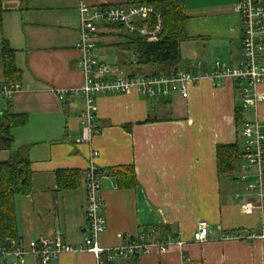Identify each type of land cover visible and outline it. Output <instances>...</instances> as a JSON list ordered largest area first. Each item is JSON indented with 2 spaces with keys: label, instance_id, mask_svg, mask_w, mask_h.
Masks as SVG:
<instances>
[{
  "label": "crops",
  "instance_id": "1",
  "mask_svg": "<svg viewBox=\"0 0 264 264\" xmlns=\"http://www.w3.org/2000/svg\"><path fill=\"white\" fill-rule=\"evenodd\" d=\"M237 0H187L189 41L180 46L178 67L195 76L210 71L217 60L234 65L241 60L240 25L233 13ZM120 5L126 0H1L0 87L3 76L2 48L13 51L20 89L9 98L0 94L3 112L26 115L28 124L11 129L10 150H0V163L11 153L27 148L31 192L14 198L19 242L59 237L77 246L87 236L84 215L83 170L89 149L101 175L102 247L125 243L118 235L133 237L156 228L184 242L166 253L119 257L113 264H264V246L254 241H222V231L244 233L258 228L256 198L246 194L236 176L219 175L215 150L218 145L241 146L243 139L234 114L241 109L244 121L264 124V80L256 85L263 98L257 108L242 109L245 87L231 79L216 85L206 78L189 86L183 100L178 95L147 99L137 91L96 98L99 133L90 145L80 142L83 101L80 96L59 102L55 89L80 87L83 77L76 68L79 51L78 6ZM126 31L110 27L100 33L97 61L111 68V75H134L133 56L118 45ZM184 52H183V49ZM183 56V57H182ZM131 57V58H128ZM201 61L199 70L190 64ZM264 62V54L263 60ZM143 74H149L144 69ZM13 84V83H12ZM11 85V84H10ZM132 168L135 186L121 188L111 169ZM79 172V186L59 191L56 172ZM236 175V174H235ZM252 205L244 211L243 205ZM200 222L208 224V240L192 241ZM90 253L63 254L49 264H91ZM2 260L0 259V264ZM24 264H39L26 257Z\"/></svg>",
  "mask_w": 264,
  "mask_h": 264
},
{
  "label": "built area",
  "instance_id": "2",
  "mask_svg": "<svg viewBox=\"0 0 264 264\" xmlns=\"http://www.w3.org/2000/svg\"><path fill=\"white\" fill-rule=\"evenodd\" d=\"M233 13L237 16L240 25V43L242 49L241 60L234 64H227L220 60L213 63L210 71L203 76H195L190 71L178 66L172 73L149 75L134 74L111 75V68L97 61L95 49L100 40V33L110 27H122L128 34L136 35L155 41L159 38L163 23L161 15L150 5H118L88 6L80 2L78 6V41L76 48L79 57L76 63L77 70L83 77L80 87L69 89H55L57 100L62 102L69 97L80 96L83 101V110L80 113L82 132L80 142L90 145L92 137L99 133L97 122V106L95 100L100 95H118L137 91L147 99L167 98L178 95L183 100L188 95V88L197 84L201 78H206L213 85L223 79H231L244 84L242 88V109L252 107L254 110L263 98L256 94V85L264 80V0H237L233 5ZM135 65V60L131 62ZM201 61L190 64V70H199ZM20 86L15 83L0 87V94L9 98L18 91ZM243 139L241 159L237 166L236 179L243 184L246 194L253 195L257 202V212L260 222L257 229L247 233L235 230L227 233L220 231L222 241H254L264 246V124L257 119L245 122L240 130ZM98 153L89 149L88 164L83 170L85 205L84 215L87 224V236L77 246L63 242L59 237L39 238L29 241L26 245L16 240H9L0 244L1 264H24L25 258L30 256L39 264H49L60 255L90 253L93 256L91 264H110L119 257H139L156 252L164 254L173 246L178 249L184 242L177 237L167 234L163 240L154 237L155 231L128 237L118 235L125 243L117 247H102L99 245V236L105 228V219L102 216L101 175L94 163ZM244 211L252 210V205H243ZM205 222H200L192 234V241L204 243L208 240L209 228Z\"/></svg>",
  "mask_w": 264,
  "mask_h": 264
},
{
  "label": "trees",
  "instance_id": "3",
  "mask_svg": "<svg viewBox=\"0 0 264 264\" xmlns=\"http://www.w3.org/2000/svg\"><path fill=\"white\" fill-rule=\"evenodd\" d=\"M187 0H126V4L150 5L155 12L161 15L163 27L159 38L148 41L145 38L131 35L126 32L119 50L123 54L133 56L136 73L143 74L148 69L149 75L170 74L179 65L181 60L180 45L189 41L187 33L188 17L185 12ZM2 5L0 0V12ZM122 28V27H116ZM124 29V28H123ZM125 30V29H124ZM3 76L7 85L17 83L19 71L14 67L13 51L2 48ZM240 84V83H239ZM236 127H242L241 109H236ZM28 124L26 115L3 112L0 115V150H10L13 139L11 129L24 127ZM241 129H239L240 132ZM27 148L11 153L8 160L0 163V244L9 240L18 241L16 228L14 198L18 195H28L31 192L29 179V159ZM216 167L219 175L234 177L241 159V150L238 142L233 145H218L215 150ZM109 174L117 178L119 187L131 188L135 186V176L132 168L111 169ZM79 172L75 170H60L56 172V187L59 191L74 189L79 186ZM169 227L159 226L157 240H163ZM113 264V263H110Z\"/></svg>",
  "mask_w": 264,
  "mask_h": 264
},
{
  "label": "rangeland",
  "instance_id": "4",
  "mask_svg": "<svg viewBox=\"0 0 264 264\" xmlns=\"http://www.w3.org/2000/svg\"><path fill=\"white\" fill-rule=\"evenodd\" d=\"M182 49H183V46H182ZM183 52H184V49H183ZM183 57V56H182ZM128 58H131V57H128Z\"/></svg>",
  "mask_w": 264,
  "mask_h": 264
},
{
  "label": "bare ground",
  "instance_id": "5",
  "mask_svg": "<svg viewBox=\"0 0 264 264\" xmlns=\"http://www.w3.org/2000/svg\"><path fill=\"white\" fill-rule=\"evenodd\" d=\"M101 180V179H100Z\"/></svg>",
  "mask_w": 264,
  "mask_h": 264
},
{
  "label": "water",
  "instance_id": "6",
  "mask_svg": "<svg viewBox=\"0 0 264 264\" xmlns=\"http://www.w3.org/2000/svg\"><path fill=\"white\" fill-rule=\"evenodd\" d=\"M264 54V53H263Z\"/></svg>",
  "mask_w": 264,
  "mask_h": 264
}]
</instances>
